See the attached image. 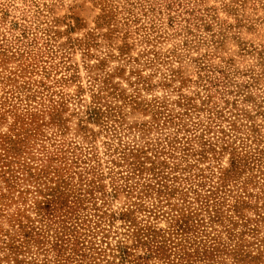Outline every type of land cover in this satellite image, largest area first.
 <instances>
[{
  "label": "rangeland",
  "instance_id": "rangeland-1",
  "mask_svg": "<svg viewBox=\"0 0 264 264\" xmlns=\"http://www.w3.org/2000/svg\"><path fill=\"white\" fill-rule=\"evenodd\" d=\"M222 129L264 152V0H0V264H181L209 246L188 263L264 264V163L230 180L228 152L196 155ZM34 224L42 242L16 257Z\"/></svg>",
  "mask_w": 264,
  "mask_h": 264
},
{
  "label": "trees",
  "instance_id": "trees-1",
  "mask_svg": "<svg viewBox=\"0 0 264 264\" xmlns=\"http://www.w3.org/2000/svg\"><path fill=\"white\" fill-rule=\"evenodd\" d=\"M233 130H235L236 132H240L239 129L237 128L238 126H236V124H234L233 126ZM221 133H223V137L222 138H219L217 139V142H210L209 140H205L204 142H201V150L196 152V155H200L202 159H208L209 158V154L212 153L214 155H216L218 153L217 149H220L222 151V153H226L228 152L230 155H231V167L230 169L227 170L226 172V176L228 179L230 180H238V178L240 177V175L245 172L246 170H249V171H252L255 169V167H261L263 160H262V156H263V150H260L258 147L257 148H253V150L249 151V152H246L244 151V148H246L245 145H247L246 143H244V140L239 138L238 136L235 137L234 139H226V137H229L228 133L225 132V130H221ZM240 140L241 141V146H238L236 145V142ZM221 143V144H220ZM248 148L249 147H252L251 145H248L247 146ZM86 153V152H85ZM87 154H90L89 152H87ZM2 153L0 152V158L2 157ZM129 166V165H127ZM137 167H140V165L136 166V164L133 166V170H135V168L137 169ZM142 167V165H141ZM140 169V168H139ZM120 173V172H119ZM122 178V176H121ZM88 181V179H87ZM90 183V182H89ZM198 186V185H197ZM153 191L155 190L154 188H151ZM194 194L197 195V202H200L202 203V205H205L208 207V203H209V198H212V196H206V195H202L198 192L197 189H195L194 191ZM157 193L159 196H162L164 194L163 191L161 190H157ZM47 202H45V206L41 207V206H38L37 208H35L36 212L38 215H39V222H46L47 221V224L48 227L50 224H48L49 222V219H50V216L51 214H49L47 212L48 210V207L49 205L47 206ZM135 206H139L138 207V210H140V204H134ZM236 208V212L239 213L238 211V207L235 206ZM173 211L177 209V205H174L173 207ZM190 209V207H188ZM187 208V210H188ZM262 207L259 208L258 212L256 213L257 215V219L255 222L256 225L254 226V228H252V231H256V232H259L261 231L260 227L263 226L262 223H264V213L260 211ZM264 208V207H263ZM182 213L178 214V216H176V223L173 225V228H174V231L178 233H182L184 234L185 232L188 233V219L187 216H186V213H185V210L183 209ZM219 211V210H217ZM37 215V216H38ZM241 217H244L240 214ZM215 218H218V214H215V216L212 218L213 222L215 221ZM28 219H31V217H28ZM125 222H131L132 225L136 226L137 228V225H135V217L134 218H128V217H125ZM116 219H114L113 221H115ZM17 221H19V223L21 224V220L20 219H17ZM250 221H253L250 220V219H247V222H250ZM259 222V224H257ZM262 224V225H261ZM21 225H24L23 223ZM24 227V226H23ZM42 227V226H41ZM41 227H38L37 224L29 227L31 228L30 232H27L25 231L26 233L24 234V239H18L19 243H13V249H14V255L17 257V255L23 253V249L24 247L26 246V244H28L29 242L31 241H34V242H37V243H41L42 241L40 239H37L35 240L36 236H41V232L40 231H45L44 228H41ZM96 228L98 227H95V225L91 226V228L88 229L89 233H93V234H89L88 236H93V238L95 240H98L97 238L95 237H98L99 236V233H102L100 230V232H96ZM138 232H140V235L141 236L138 241L139 242H143V244H147L149 243V247L147 249L148 251V256L150 255V257H152L154 255L155 258H159V259H162V258H165V259H169L170 258V255L167 254L169 248H167L166 245L162 244L163 241H160L157 237L160 235L158 234L157 232L155 231H151L150 228H147V226H143V227H139L137 228ZM143 231H147V232H143ZM150 231L151 233H156V235L152 236V234H150ZM143 232V233H142ZM95 233V234H94ZM260 233V232H259ZM106 235L103 234V237L100 239V243H98L97 241L95 243H93L92 241H88L90 242L91 244V248L93 250H95V253L100 255L99 252H103L105 253V251L102 248L103 244L105 243L103 241V238H105ZM147 238L148 240H146L145 238ZM151 237V238H150ZM165 236H161L160 235V238H164ZM150 239V240H149ZM86 242V241H85ZM261 242L264 243V238L261 240ZM84 243V240L82 241V244ZM97 246V247H96ZM53 247H58V245H54ZM101 249V250H100ZM211 250H214L213 246H209L208 249H206V251L201 254V253H198L196 252V255H193L191 254L190 252L186 251V250H183L181 251V253L179 254V259L181 260V264H191V263H188L191 259L190 258H193L194 256L195 257H198V256H203V257H207V254L210 253ZM98 251V253H97ZM117 251H119L121 253L122 256H124L125 259H128L129 257H131L132 255L130 254V252L124 250V248L122 247H118L117 248ZM219 251V250H218ZM225 251V250H223ZM201 254V255H200ZM59 257H62L61 254L58 255ZM15 257V259L17 260V258ZM246 259V257H243L242 255H237L235 257V260L237 262H242ZM59 261H61V259H59ZM132 261V262H131ZM130 262L132 264H146L145 262L142 263V262H139V259L137 260H131ZM135 261H137L136 263H134ZM25 263V261H23ZM22 263V262H21ZM27 264H31L30 262H27Z\"/></svg>",
  "mask_w": 264,
  "mask_h": 264
}]
</instances>
